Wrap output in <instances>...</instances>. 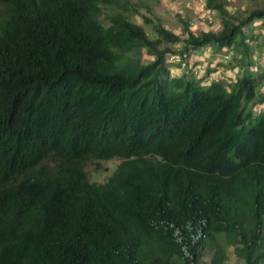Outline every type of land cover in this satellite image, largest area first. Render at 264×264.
Segmentation results:
<instances>
[{"label": "trees", "instance_id": "obj_1", "mask_svg": "<svg viewBox=\"0 0 264 264\" xmlns=\"http://www.w3.org/2000/svg\"><path fill=\"white\" fill-rule=\"evenodd\" d=\"M201 1L218 30L138 24L129 0H0V264H264V8ZM206 46L231 52L228 87L171 76L168 55Z\"/></svg>", "mask_w": 264, "mask_h": 264}, {"label": "rangeland", "instance_id": "obj_2", "mask_svg": "<svg viewBox=\"0 0 264 264\" xmlns=\"http://www.w3.org/2000/svg\"><path fill=\"white\" fill-rule=\"evenodd\" d=\"M136 9L138 14L129 15L130 19L138 24H142L140 14L149 16L153 21H160L164 27L170 29L176 34H181V20H188L191 24V30L194 33H198L202 30L212 29L218 30L220 28L219 14L214 10H208L203 7V11L200 10V6L203 5L201 0H129ZM226 8L230 13H239L243 10H253L258 8H264V0H226ZM104 14L115 12L109 7H104ZM102 15V17L104 16ZM148 35H151L149 26H145ZM250 29L253 32L255 43L256 40L264 34V24L261 20H256L251 24ZM177 45V44H176ZM210 48V50H209ZM204 48L200 52L192 53L188 59L186 65L182 69L191 70V73L197 77H203L210 75L215 77L217 75H232L236 67L233 68L232 59L228 61L226 54L221 51L215 52L212 47ZM255 49L253 56L254 61L257 64H264V52L258 53ZM173 57V56H172ZM150 57L143 55L142 60L145 62ZM168 61L173 59L168 55ZM232 62V63H231ZM208 69H213L211 72L206 73ZM181 67L176 65L171 66V76H175L177 73H181ZM263 88V86H262ZM119 159L114 158L106 161H91L85 165V171L88 178L91 181L98 183L104 182L108 176H110L114 170V167L118 164ZM227 260L224 264H243V262L237 258L231 248H227ZM212 257V251H207L201 258L200 264H211L210 259Z\"/></svg>", "mask_w": 264, "mask_h": 264}, {"label": "built area", "instance_id": "obj_3", "mask_svg": "<svg viewBox=\"0 0 264 264\" xmlns=\"http://www.w3.org/2000/svg\"><path fill=\"white\" fill-rule=\"evenodd\" d=\"M201 8H200V10H204L203 9V7H204V3H203V5L202 6H200ZM206 9V8H205ZM250 44H253L252 42H250ZM229 54V55H228ZM229 57H228V56ZM173 56V57H172ZM230 56H231V52H229V53H227L226 54V56L225 57H228L229 59H230ZM170 57L173 59L172 61L170 60V62H173V63H176V64H178V63H180L181 65V67H183L184 65H185V63L181 60V58L180 57H178V56H175V55H169V59H170ZM228 59V60H229ZM236 71H237V69L236 70H234L233 71V73H232V75H227V74H225V75H217V76H215V77H211L210 75L207 77V78H205L204 80H203V83L202 84H209V82L210 81H212V80H222V81H224L225 82V84H226V87H228L229 86V84L232 82V81H234L235 80V78H236ZM263 92H264V86H263Z\"/></svg>", "mask_w": 264, "mask_h": 264}, {"label": "clouds", "instance_id": "obj_4", "mask_svg": "<svg viewBox=\"0 0 264 264\" xmlns=\"http://www.w3.org/2000/svg\"><path fill=\"white\" fill-rule=\"evenodd\" d=\"M253 44H254V43H253ZM253 44H252V45H253ZM206 47L209 48V46H206ZM206 47H203L202 49H204V48H206ZM202 49H200V50L197 51V52L202 51ZM209 50H210V48H209ZM225 51H226V52L223 51L225 54H227V53L230 52V51H227V50H225ZM230 60H231V57H230V59H229L228 61H230ZM169 62H170V61H169ZM183 62H184V61H183ZM170 63H172V66H173V67H174L175 65H176L177 67H181V66H180V65H181L180 63H178V64L173 63V62H170ZM184 63H185V62H184ZM185 65H186V63H185ZM185 65H184V66H185ZM184 66H183V67H184ZM183 67H181V71H180L181 73L184 71V69H182ZM181 73H180V74H181ZM177 74H179V73H177ZM177 74H176V75H177ZM208 76H209V75H208ZM208 76H205L204 78H202V80H201V84L203 83V80H204L205 78H207ZM222 76H223V75H222ZM212 81H213V80H212Z\"/></svg>", "mask_w": 264, "mask_h": 264}, {"label": "crops", "instance_id": "obj_5", "mask_svg": "<svg viewBox=\"0 0 264 264\" xmlns=\"http://www.w3.org/2000/svg\"><path fill=\"white\" fill-rule=\"evenodd\" d=\"M208 47H206V49H207Z\"/></svg>", "mask_w": 264, "mask_h": 264}]
</instances>
